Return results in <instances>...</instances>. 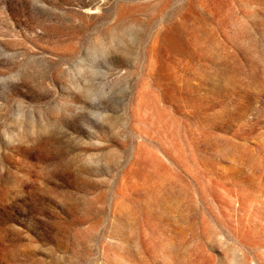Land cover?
<instances>
[{"label": "rangeland", "instance_id": "rangeland-1", "mask_svg": "<svg viewBox=\"0 0 264 264\" xmlns=\"http://www.w3.org/2000/svg\"><path fill=\"white\" fill-rule=\"evenodd\" d=\"M0 264H264V0H0Z\"/></svg>", "mask_w": 264, "mask_h": 264}]
</instances>
